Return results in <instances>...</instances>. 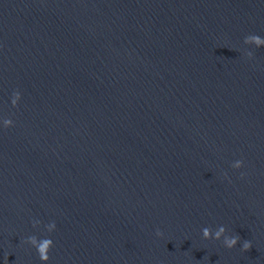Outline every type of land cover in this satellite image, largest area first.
<instances>
[{"label":"water","instance_id":"95a60500","mask_svg":"<svg viewBox=\"0 0 264 264\" xmlns=\"http://www.w3.org/2000/svg\"><path fill=\"white\" fill-rule=\"evenodd\" d=\"M250 36L264 0H0V264H264Z\"/></svg>","mask_w":264,"mask_h":264},{"label":"clouds","instance_id":"9594fccd","mask_svg":"<svg viewBox=\"0 0 264 264\" xmlns=\"http://www.w3.org/2000/svg\"><path fill=\"white\" fill-rule=\"evenodd\" d=\"M249 45H255L256 47H264V39H261L259 36H250L246 41ZM251 54H249V60H252ZM23 97L19 91H16L12 94L11 98V105L13 108H18ZM14 121L8 118H0V128L3 129H10L13 128ZM244 167L243 160H237L236 163L232 165V168L239 171ZM224 178L231 182L227 174L225 173ZM241 179H244V176H241ZM39 224H33V227H38ZM56 224L53 223L50 226H47V232L49 234L55 232ZM203 239L205 241H212L215 240L217 242L223 241V246L228 250L236 249L238 246L241 245V237L239 235H229L228 230L224 227H221L218 231L212 232L210 229L205 228L203 229ZM157 236H162V233L157 232ZM24 243L30 245L32 248L36 249L42 264H48L50 259V252L54 247L53 240L50 238L46 239H39L35 236L30 237ZM252 249V244L248 240H244L242 243V251L249 252Z\"/></svg>","mask_w":264,"mask_h":264}]
</instances>
